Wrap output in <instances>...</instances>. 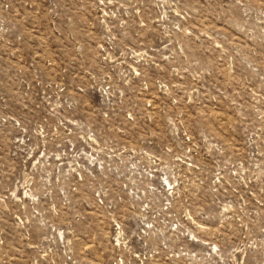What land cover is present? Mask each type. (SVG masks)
Listing matches in <instances>:
<instances>
[{
    "label": "rangeland",
    "instance_id": "obj_1",
    "mask_svg": "<svg viewBox=\"0 0 264 264\" xmlns=\"http://www.w3.org/2000/svg\"><path fill=\"white\" fill-rule=\"evenodd\" d=\"M46 1L36 9L47 12ZM56 1V22L70 11L73 31L95 37L80 43L79 88L0 86V194L30 181L37 195L18 203L33 213L35 253L17 247L7 264L57 260L58 247L39 240L49 224L72 231L75 253L107 264L113 223L136 246L186 243L195 264H264V0H104L106 27L94 0ZM109 29L124 51L99 57ZM0 75L10 76L2 62ZM66 96L94 107L79 122L95 134L69 133L62 116L74 109L54 106Z\"/></svg>",
    "mask_w": 264,
    "mask_h": 264
},
{
    "label": "built area",
    "instance_id": "obj_2",
    "mask_svg": "<svg viewBox=\"0 0 264 264\" xmlns=\"http://www.w3.org/2000/svg\"><path fill=\"white\" fill-rule=\"evenodd\" d=\"M93 3L96 20L104 23L105 27L112 23L109 3L104 0H94ZM46 4L47 12L43 8L36 9V0L13 4L0 0V62L10 70V76L7 79H3L0 75V86H10V88L48 86L55 90L54 94L64 92L69 86L76 88L81 86L80 57L86 49H81L80 43L84 38H94L95 33L73 31L74 28L70 26V23L78 19H74L70 11L65 12V21L59 24L56 22L58 1L47 0ZM114 39L115 35L112 30H104L99 42L95 44L96 55L110 57L122 54L124 50L116 49ZM88 45H91V41ZM36 66L39 68L37 73ZM71 100L67 96L62 99L59 97L58 103H54L57 110L59 108L70 109V107L74 109L70 117L62 116L64 121L69 122V133L72 128H78L80 136L95 134L94 125L87 121L79 122L84 120V114L94 107L83 104L81 109L77 110L79 107L73 106ZM66 103L69 105L65 108ZM74 104L76 105L75 102ZM97 104L98 108L103 110L99 113L96 109L99 117L104 120L110 119V112L104 106V101H98ZM6 117L11 120L18 118L14 114ZM107 127H110V122H107ZM78 144L79 141L76 140V147ZM69 146L74 147V144L70 143ZM20 189V192L15 189L6 194H0V263L2 264L15 262L21 258L22 255L17 257V251H19L17 247L26 248L35 253L37 245V239H31L34 232L29 216L31 218L33 215L32 211L28 213L27 210L18 208L19 202H32L37 195L34 193V188L30 186V181H25L20 185ZM93 197L99 204H104V195L95 193ZM52 212L50 209V213ZM45 213L49 215V210L46 209ZM43 228L45 231L41 232L39 240L54 243L59 253L57 260L48 254L44 258L40 257L45 264H91L86 254H77L72 250L70 229L53 224L45 225ZM143 231L144 229H141V232ZM188 241L191 244V236ZM107 245L109 249L107 264H157L158 262L195 264L197 254L194 247L168 239H162L158 244L149 243L146 246L141 244L136 246L130 241L129 234L121 223H113L110 226ZM35 262L36 256L33 255L30 264H35Z\"/></svg>",
    "mask_w": 264,
    "mask_h": 264
}]
</instances>
